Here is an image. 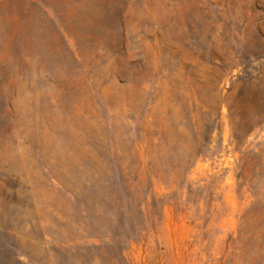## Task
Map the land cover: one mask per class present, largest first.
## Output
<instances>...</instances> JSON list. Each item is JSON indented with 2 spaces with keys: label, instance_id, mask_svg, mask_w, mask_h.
<instances>
[{
  "label": "rangeland",
  "instance_id": "1",
  "mask_svg": "<svg viewBox=\"0 0 264 264\" xmlns=\"http://www.w3.org/2000/svg\"><path fill=\"white\" fill-rule=\"evenodd\" d=\"M0 264H264V0H0Z\"/></svg>",
  "mask_w": 264,
  "mask_h": 264
}]
</instances>
